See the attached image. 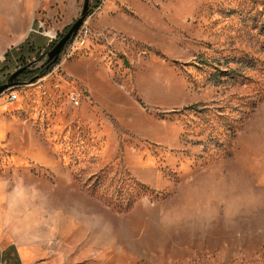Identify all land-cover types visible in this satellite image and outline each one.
Instances as JSON below:
<instances>
[{
	"label": "rangeland",
	"instance_id": "obj_1",
	"mask_svg": "<svg viewBox=\"0 0 264 264\" xmlns=\"http://www.w3.org/2000/svg\"><path fill=\"white\" fill-rule=\"evenodd\" d=\"M92 2L0 94L2 196L50 264H264V0ZM82 4L0 0V84Z\"/></svg>",
	"mask_w": 264,
	"mask_h": 264
},
{
	"label": "crops",
	"instance_id": "obj_2",
	"mask_svg": "<svg viewBox=\"0 0 264 264\" xmlns=\"http://www.w3.org/2000/svg\"><path fill=\"white\" fill-rule=\"evenodd\" d=\"M40 35L35 36V44L47 41ZM13 204L0 191V264H50V254L42 245L40 220L26 217L23 207L14 214Z\"/></svg>",
	"mask_w": 264,
	"mask_h": 264
},
{
	"label": "water",
	"instance_id": "obj_3",
	"mask_svg": "<svg viewBox=\"0 0 264 264\" xmlns=\"http://www.w3.org/2000/svg\"><path fill=\"white\" fill-rule=\"evenodd\" d=\"M88 5H89V0H83L82 8L80 11L79 16L71 23L69 26L68 30L55 42V44L46 52V58L45 60L40 64L41 65H46L48 67L50 64L56 62L58 59L61 49L65 46V44L72 39L79 28L82 26L84 19L87 16L88 13ZM30 63L23 65L19 67L17 70H15L13 73L9 75L7 78L6 82H3L0 84V94L7 90L8 88L16 85L18 83V74L23 70L28 68ZM30 81H33L31 79Z\"/></svg>",
	"mask_w": 264,
	"mask_h": 264
},
{
	"label": "trees",
	"instance_id": "obj_4",
	"mask_svg": "<svg viewBox=\"0 0 264 264\" xmlns=\"http://www.w3.org/2000/svg\"><path fill=\"white\" fill-rule=\"evenodd\" d=\"M101 0H93L92 2V7H97L99 6ZM92 10V8L89 10V12ZM55 42H51L49 45L53 46ZM51 66V64L49 65ZM46 67V65H41L38 68H36L35 70H29L28 68L23 69L19 74H18V79L20 78H32L34 77L35 72L36 73H40L41 75H44L49 68ZM132 189L129 188V192L125 193L123 191H119L118 195L120 197V200L117 202L116 200H110V203H113L114 207L118 208L120 211H127L135 202L138 198L144 196L147 194L148 192V188H146L144 185L133 181L132 183Z\"/></svg>",
	"mask_w": 264,
	"mask_h": 264
},
{
	"label": "built area",
	"instance_id": "obj_5",
	"mask_svg": "<svg viewBox=\"0 0 264 264\" xmlns=\"http://www.w3.org/2000/svg\"><path fill=\"white\" fill-rule=\"evenodd\" d=\"M77 32H78V31H77ZM76 34H77V33H76ZM75 36H76V35H75ZM75 36H74V37H75ZM53 37H54V35H52L50 38L52 39ZM74 37H73V38H74ZM14 97H15V96H12V98H14Z\"/></svg>",
	"mask_w": 264,
	"mask_h": 264
}]
</instances>
